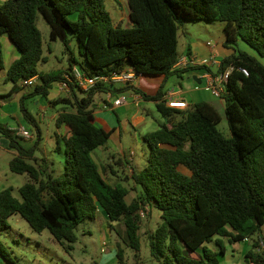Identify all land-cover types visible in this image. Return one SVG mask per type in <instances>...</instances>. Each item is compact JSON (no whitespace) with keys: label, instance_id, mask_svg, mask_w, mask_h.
Returning a JSON list of instances; mask_svg holds the SVG:
<instances>
[{"label":"trees","instance_id":"trees-1","mask_svg":"<svg viewBox=\"0 0 264 264\" xmlns=\"http://www.w3.org/2000/svg\"><path fill=\"white\" fill-rule=\"evenodd\" d=\"M126 1L131 22L126 28L114 25L105 0H4L0 4V37L6 35L20 53L5 72L11 88L0 95V106L25 89L22 80L37 75L40 82L19 99L23 119L37 130L24 100L47 98L74 66L79 65L85 75L110 74L129 66L138 75L164 76L154 95L131 85L96 84L88 91L70 85L65 96L49 101L60 108L56 127L65 129L55 136V151L63 156V170L56 176L47 172L45 158L40 159V168L30 163L36 161V148H25L18 136L0 124V136L7 137L16 152L9 161L10 171L28 176L18 189L20 199L12 195L11 187L0 191V231L8 228L10 216L18 214L34 232L47 230L53 241L71 251L77 241L76 227L99 210L110 230L113 223H123L126 244L134 251L135 264H141L139 211L149 207L159 212L161 223L147 233L148 246L154 259H163L162 264H220L222 239L234 244L245 238L252 242L247 263L264 264L254 237L264 232V65L238 49L220 60L216 73L234 67L222 96L229 138L218 130L221 118L212 104L201 101L178 110L162 99L165 81L193 68L176 67L178 31L184 21L222 22L225 47L235 49L242 41L264 56V0ZM38 15L49 27L50 41L59 40L68 50L71 37L76 39L85 65L69 55L65 69L38 70L47 60L42 56ZM240 67L248 71L247 76L237 70ZM130 89L154 102L164 122L141 137L148 154L144 167L131 174L137 195L128 202V189L109 183L107 167L97 164L92 153L105 146L113 132L95 125V95L116 96ZM212 242L216 250L207 246ZM198 249V258L189 256ZM0 256L13 263L1 240ZM115 257L117 264H126L119 243Z\"/></svg>","mask_w":264,"mask_h":264},{"label":"rangeland","instance_id":"rangeland-1","mask_svg":"<svg viewBox=\"0 0 264 264\" xmlns=\"http://www.w3.org/2000/svg\"><path fill=\"white\" fill-rule=\"evenodd\" d=\"M106 8L110 11L114 23L126 28L129 27L128 23V5L126 0H105ZM122 21V22H120ZM219 21H184L182 27L178 31V53L182 55L185 53L186 45L190 41H201L204 44L209 42L213 46L221 43L224 39V32L220 27ZM36 26L41 33L42 38V56L46 57V62L38 65L40 71L46 72L53 69H65L69 65L68 57L72 55L81 66L85 65L84 57L79 53L77 41L71 37L69 49L66 50L64 45L59 41L49 40V27L41 15L37 16ZM191 35V36H190ZM242 49L248 54L254 56L260 63L264 65V56H260L255 50L250 48L244 42L240 41ZM8 46L13 45L7 43L2 55L7 53ZM77 67H80L77 65ZM11 87V83L6 81L5 77L0 74V95L6 94ZM33 88H25L24 92H31ZM20 91L21 93H23ZM17 95L15 98L10 99L6 104L0 107V124L7 125L13 129L18 125L23 126L26 131L32 132V140L28 138V134L22 135L17 133V136L26 138V140L18 139V142L25 148L34 146L37 167L40 168L42 161L41 158L47 159V172L56 176L63 170V156L55 151L57 135L65 133L63 127L57 128L55 125V114L59 110L57 107H45L38 102L40 96L30 97L24 100L25 108L28 110L30 116L34 119L38 128L36 129L33 123L23 119L19 99L22 94ZM60 95H63L62 93ZM123 96L127 97L128 92ZM54 99V98H53ZM102 99H107L105 93H97L94 97V105L101 103ZM115 97H111L113 103ZM103 103V102H102ZM144 106H152L149 102H144ZM221 104V105H220ZM214 107L220 115V122L217 125L218 130L226 138L230 137V131L224 115L222 103L214 102ZM153 115L156 120L149 118L152 125H140L136 129L132 127L128 115L119 114L121 132V144L128 153V157L132 160L130 165L135 169L142 168L146 162L148 148L145 143L141 142L139 135L151 131L157 127L156 123L159 122L161 117L153 107ZM6 118V121L3 120ZM117 123V122H116ZM39 132V133H38ZM106 147V148H105ZM115 152V148L111 143H107L103 147H99L93 151L98 164H106L109 160L113 166L119 167L117 159L110 157ZM13 157L12 149L9 147V139L0 136V191L11 187L12 195L20 199L19 187L28 181L26 174H15L9 169V161ZM49 161V164H48ZM120 170V169H119ZM125 170H121L119 183L126 187L129 191L127 201L130 202L132 198L137 195V188ZM161 223L159 212L155 209L148 207V210L143 217H140V251L139 260L141 264H162L163 259H154L149 250L147 233L154 231ZM8 228L0 231V240L5 246V249L11 257L14 264H117L115 251L116 243H119L124 249V256L126 264H135L134 251L126 244L125 227L122 222L113 223V230L108 228V221L103 215L97 213L94 218H86L74 230L77 241L73 244L71 251H66L60 243L52 240L50 233L47 230L42 231L40 234L34 232L26 221H24L18 214H14L8 219ZM216 247L214 242L208 246ZM233 245V244H232ZM226 248V257L221 254L218 255L220 264H226L231 257L232 248L234 246L228 243L224 244ZM257 249V248H256ZM260 253L262 251L257 250ZM264 255V254H263ZM1 260V259H0ZM4 264V262L1 260ZM0 262V263H1ZM241 264V262L237 263Z\"/></svg>","mask_w":264,"mask_h":264},{"label":"crops","instance_id":"crops-1","mask_svg":"<svg viewBox=\"0 0 264 264\" xmlns=\"http://www.w3.org/2000/svg\"><path fill=\"white\" fill-rule=\"evenodd\" d=\"M3 1L4 0H0V4ZM128 19H129V9H128ZM113 21H114V19H113ZM120 22H122V21H120ZM128 23H129V25H131L130 20H128ZM114 25H119V24L114 23ZM219 25H220L221 29L223 30L224 23H220ZM119 26H121V25H119ZM223 41H224V39L221 41V43H218L214 46L212 44H210L209 42H206L204 44L201 41H198L195 43L190 41L189 43H187L185 53L180 55V60H183L186 58L189 61H192L189 66H191L193 68L184 72L181 76H170L165 81V83L163 85V93H164L163 96H165L169 92L172 94V96L168 97V99L166 100V106H169L171 108L178 109V110H183V109H186L191 104L198 103L201 101L208 102V103L212 104L213 106H214V102L217 101L219 103H222L223 109H224L223 100L214 97L211 94L210 90L207 89L205 75L207 72L215 73L219 67L220 60H222L223 58L229 57L233 54H236L235 50L238 49V50L244 51L246 53H248V52L241 48V46L239 44L240 41L237 42V46L235 47V49L225 47L223 45ZM0 43H1V47H2V52L4 50L3 49L4 43H5V46L7 43H10L15 48V50H14L12 48V46L11 47L8 46L7 51H6L7 53L5 54V56L3 55V68L0 69V74L5 77L6 70L9 68V66L12 64V62L15 61L19 57L20 53H19L18 49L14 46V44L9 40V38L6 35H3L2 37H0ZM200 60H206V65H202L200 63ZM126 69L131 70L129 68V66H126ZM163 80H164L163 75H142V74H139V75H137L135 83L132 86L134 88H137L141 92H144L147 95H154L159 90L161 84L163 83ZM10 88H9V90H10ZM9 90H8V92H9ZM22 92L23 93L18 92L17 94L14 95L13 98H15L20 93L22 95L26 94V92H24V91H22ZM127 92H128V96L127 97L123 96ZM27 93H29V92H27ZM60 94L61 93H59L54 87H52L48 97L47 98L39 97L40 99L38 100V102L41 103L42 106L49 107V104H50L49 101L55 100L58 97H63L67 93L63 92L62 93L63 95H60ZM105 94H106L107 99H102L101 103L95 105V110H94L95 125L98 127H103L105 129H112L113 130L111 137L108 141V144L111 143V145L114 146L115 152L113 154H111L110 157H114L117 159L116 163L119 164V167L113 166L111 164L110 160L104 165L103 164L102 165L99 164V165L107 167L108 170H107L106 178H107V181L109 183H119L118 180L120 177L119 175L121 173L120 172L121 170H125V168H126L127 169L126 173L128 174V172H130V174H128V177L131 178V174L133 171L139 172L144 167L143 166L142 168H138V170H135L129 163L132 160V158L130 159L128 157L129 152L128 153L125 152V150L121 144V136L120 135H121L122 129L120 128L119 114L128 115L127 120H129L130 124L135 129L137 127H139L140 125H144V124H146V126L152 125L151 124L152 122L149 120V118L156 120L154 115H153V110L151 108V107H153L155 109V103L151 102V101H145L142 98V95L140 93H136L135 91L130 89V90H126V91L119 93L118 95L114 96L115 99L116 98L122 99V103H121V105H119L117 107H112V101L110 100L112 96L109 93H105ZM8 101H6V102H8ZM6 102H3L0 107L4 106L6 104ZM144 102H148V103L150 102L152 104V106H148V105L144 106V104H143ZM170 102H174V104L171 106V105H169ZM50 107H52V106L50 105ZM155 111H156V109H155ZM0 117H2V116H0ZM55 117H56V114H55ZM3 120L6 121V118L3 117ZM163 122H164V119L161 118L160 121L159 122L157 121V123H156L157 127H155V129H152L151 131H146V133L156 130L158 128L159 124L163 123ZM2 126H4V125H2ZM4 127L7 128L8 130H10L11 134L14 136H17L18 135L17 133H19L20 130L23 128L24 132L29 135L28 138L29 139L31 138V141H33L32 140L33 137L31 135L32 132L31 131L27 132L26 129L21 125H18V127L15 129L8 127L7 125H5ZM146 133H142L141 135H139V139L141 142H143L141 139L142 135H144ZM55 135H57V131L55 132ZM18 137H19V139L26 140V138H24V137H21V136H18ZM12 153H13V157H14L16 155L15 150L12 149ZM92 157H93L94 161L97 163L93 154H92ZM144 163H146V162H144ZM48 164H49V161H48ZM180 171H182L184 174H188V171L184 168H180ZM98 213H100V215H103L105 217V219L107 220L106 216L104 215V213L102 211L98 210ZM222 240H223V245L225 243H228L229 245L234 246L231 250L232 253L230 255L234 259L229 260L228 262H226V264H237L239 262H241V264H248L246 259H245V255L247 254V252L252 250L251 249V247H252L251 243L252 242H250V240L234 243L233 245L231 243H229L226 239H222ZM209 247L211 249L216 250L215 247H212L210 245H209ZM255 250L257 251V249H255ZM199 253H200V250L198 249L197 251H195L193 253L190 252L189 256L192 258H198ZM222 256L226 257L225 246H224V253L222 254ZM0 259L4 262V264H14V262L13 263L7 262L5 259H3L2 256H0ZM1 260H0V262H1ZM116 263H117V261H116ZM0 264H3V263L1 262Z\"/></svg>","mask_w":264,"mask_h":264},{"label":"built area","instance_id":"built-area-1","mask_svg":"<svg viewBox=\"0 0 264 264\" xmlns=\"http://www.w3.org/2000/svg\"><path fill=\"white\" fill-rule=\"evenodd\" d=\"M209 45V44H208ZM192 61H189L188 59L179 60V62L176 64V67H184L186 65H190ZM200 63L202 65H206V60H200ZM234 70L233 66H229L227 69H225L222 72L218 73H211L207 72L206 77V87L210 90L211 94L219 99H222V96L226 92V86L228 82V78L231 74V72ZM239 72H241L243 75L247 76L248 71L245 68H237ZM138 74H136L132 70L123 69L118 72H112L110 74H100V75H85L82 70L74 66L72 71L65 73L63 75V80L60 82H57L53 85V87L59 92V93H68L70 91V85L77 86L81 90L88 91L91 88H93L96 84H102L106 86L111 87H121V86H127V85H133L135 83L136 77ZM40 82L39 77L37 75L32 76L28 79L22 80L20 82V85L24 88H34L38 83ZM110 94V93H109ZM172 96V94L169 92L165 96H163V101L166 105V100L168 97ZM122 99L116 98L113 103L112 107H117L121 105ZM174 102H170L169 105H173ZM169 107V106H167ZM22 135H25L23 128L19 132ZM145 210L147 212L148 207H144L139 211V217H143L145 214ZM248 238H245L244 241H248ZM255 240L257 242V250L264 252V232L255 236ZM264 254V253H263Z\"/></svg>","mask_w":264,"mask_h":264}]
</instances>
